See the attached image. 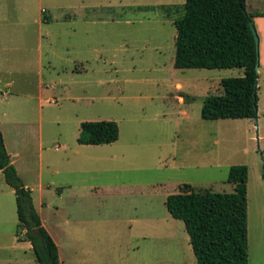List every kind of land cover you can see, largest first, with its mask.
Wrapping results in <instances>:
<instances>
[{"label": "rangeland", "instance_id": "rangeland-1", "mask_svg": "<svg viewBox=\"0 0 264 264\" xmlns=\"http://www.w3.org/2000/svg\"><path fill=\"white\" fill-rule=\"evenodd\" d=\"M183 2L0 0V124L61 264H195L164 199L184 184L232 192L234 164L247 168V264H264V105L256 118L200 117L220 79L243 72L172 66L177 13L159 5ZM97 120L117 139L77 143L79 123ZM16 224L0 172V264H37Z\"/></svg>", "mask_w": 264, "mask_h": 264}, {"label": "trees", "instance_id": "trees-1", "mask_svg": "<svg viewBox=\"0 0 264 264\" xmlns=\"http://www.w3.org/2000/svg\"><path fill=\"white\" fill-rule=\"evenodd\" d=\"M159 8L167 17L177 13L172 19L174 68L242 69L241 76L220 79L221 93L202 100L200 117L256 118L258 53L248 27L252 14L246 11L245 0H184L181 6ZM117 136L118 127L112 120L81 121L76 142L107 144ZM0 172L14 194L17 241L29 242L37 264H61L57 246L32 205L30 190L10 161L1 131ZM261 176L264 178V171ZM246 180V166L234 164L226 176L232 192L184 184L179 192L165 197L166 211L183 222L195 264H247Z\"/></svg>", "mask_w": 264, "mask_h": 264}, {"label": "crops", "instance_id": "crops-1", "mask_svg": "<svg viewBox=\"0 0 264 264\" xmlns=\"http://www.w3.org/2000/svg\"><path fill=\"white\" fill-rule=\"evenodd\" d=\"M259 12H264V10H262V9L254 10L252 12L253 14H252V17H251V21L253 23V26H254L255 31L257 33V36H258V45H257V48H258V67H257L258 75H259L260 68H264V15L256 14V13H259ZM6 86H9V84H6ZM258 92H259V85H258V76H257V90H256V96H257L256 104H257V108H258L259 101H261L262 105H264V91L260 93V95H259L260 98L257 95ZM0 131H1V134H2L4 146L6 148V151L8 152V149H7L6 144H5L6 142L4 140L5 134L2 131L1 124H0ZM8 154H9V152H8ZM9 157H10V155H9ZM10 161H11V159H10ZM60 263H61V261H60Z\"/></svg>", "mask_w": 264, "mask_h": 264}, {"label": "water", "instance_id": "water-1", "mask_svg": "<svg viewBox=\"0 0 264 264\" xmlns=\"http://www.w3.org/2000/svg\"><path fill=\"white\" fill-rule=\"evenodd\" d=\"M248 27H249L250 33L252 35V38H253L254 46L257 48L258 38H257L255 29H254V26H253V23L251 20L248 21Z\"/></svg>", "mask_w": 264, "mask_h": 264}]
</instances>
